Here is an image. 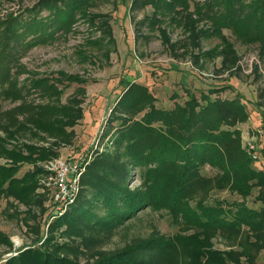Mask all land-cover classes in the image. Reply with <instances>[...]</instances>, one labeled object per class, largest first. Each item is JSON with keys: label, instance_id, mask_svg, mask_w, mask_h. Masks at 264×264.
I'll use <instances>...</instances> for the list:
<instances>
[{"label": "rangeland", "instance_id": "obj_1", "mask_svg": "<svg viewBox=\"0 0 264 264\" xmlns=\"http://www.w3.org/2000/svg\"><path fill=\"white\" fill-rule=\"evenodd\" d=\"M39 1L0 0V19L7 20L13 14L24 23L33 18L39 20L58 14L55 12L61 2L36 6ZM168 1L172 2L84 0L76 10L75 21L68 28L54 25L39 37L35 34L33 38L9 41V50L5 49L8 57L0 64V70L10 69L13 76L12 83L8 85L0 75V137L4 139L0 149L27 153L26 146H34L57 154L45 160L19 161L17 176L35 169L39 173L36 179L27 177L25 180L26 184L34 182V187L26 191L18 188L0 198V234L11 240L0 242V264H6L9 258L17 256L24 248L45 245L50 238H53L51 243L62 246L61 255L78 264L93 263V251L113 253L152 236L192 234L197 228L192 222V210L199 202L214 206L219 201L225 202L222 204L224 210H235L245 205L260 213L253 219V225L244 224L239 230L217 231L211 239L213 248L227 251L230 258L239 257L245 264L249 256L254 257L257 264H264V216H261L264 203L257 197L259 187H254L249 195L243 197L232 190L229 174L210 163L201 167L203 179L196 183L191 198H186L177 212L160 205L146 207L114 228L57 223L52 228L55 220L74 210L79 204L78 199L91 196L92 187H84L82 178L95 157L124 153V147L118 148L112 143L120 122L115 119L117 116L132 121L142 120L153 105L171 109L177 103H184L189 93L195 94L201 101L202 94L210 92L211 98H235L245 104L248 117L237 121L233 128L238 129L240 148L253 160V168L264 170V42L253 39L249 32L239 27L223 28L219 32L209 29L213 32L201 35L196 46L186 23H192L189 12L198 17L195 8L205 0L178 1L172 8ZM212 23L210 18H206L200 20L198 26L211 28ZM2 38L0 31V41ZM29 40L36 42L27 45ZM4 43L8 42L4 40ZM188 60L194 66L187 64ZM175 65L179 71L193 76V81L181 82L177 72L166 76V71ZM60 72L80 74L86 81H61L64 76H60ZM208 72L214 73V76L206 75ZM45 76H51L52 81L59 80L58 86L64 87L59 100L55 96L50 97L45 86L41 89L33 87L35 79ZM130 87L132 94L142 99L126 115L121 111H125L129 104L124 93ZM6 88H18L22 98L14 99L12 95L5 94ZM72 98L83 109L84 117L67 128L69 140L36 129L34 133L27 130L14 136L7 133L6 130L15 133L14 127L7 129L11 124L7 123L8 112L20 104L27 107L26 100L32 105L38 102L67 104ZM129 102L134 104L136 99ZM32 110L25 109L26 114ZM17 115L22 121L23 114L18 111ZM52 116L62 118L60 114L53 113ZM4 123L6 130L2 127ZM154 123L155 127L159 125L157 121ZM224 128L231 129V126L224 125ZM253 141L259 148L255 152L249 145ZM256 154L257 158L254 157ZM57 158H76L85 166L73 202L55 201L54 187L46 184L51 171L45 164ZM11 164H14L13 159L0 156V165ZM135 167H131L132 175L127 186L131 190L144 189L147 185L140 179L139 168ZM97 211L100 213L103 210L97 208ZM76 229L85 233L87 245L73 234ZM74 244L79 245L77 250ZM228 261L229 264H236L230 259Z\"/></svg>", "mask_w": 264, "mask_h": 264}, {"label": "trees", "instance_id": "obj_2", "mask_svg": "<svg viewBox=\"0 0 264 264\" xmlns=\"http://www.w3.org/2000/svg\"><path fill=\"white\" fill-rule=\"evenodd\" d=\"M83 1L70 0L65 3L66 0H40L36 6L61 2L55 12L58 14L42 17L39 20L33 18L24 23L19 22L18 15L13 14L7 20L0 19V31L4 37L0 41V64L8 57L9 53L5 52L7 51L5 49H8L9 41L18 42L35 34L39 37L54 25L58 28H68L75 21L76 10ZM143 1L158 4L162 0ZM178 1L186 2V0H172V2L168 1L169 6L176 7ZM200 2L203 5L200 3L195 8L198 17H193V13L189 12L192 23H186L192 33L190 38L196 46L199 45L198 40L201 35L213 32L209 29L219 32L223 28L238 29L239 27L249 32L253 39L264 42V0ZM206 18L213 21V26L200 28L199 21ZM222 35L224 36L223 33ZM4 40L8 43H4ZM34 42L36 40H29L27 45ZM11 74L10 69L0 70L1 78L6 80L8 85L9 82L12 83ZM59 74L64 76L61 81L65 80L68 83L86 81L80 74L64 72ZM54 81L51 76L37 78L33 82V87L41 89L45 86L50 97L55 96V99L59 100L64 93V87L58 86L59 80ZM132 93L131 87L124 93L128 96L129 104L124 108L125 111H121L122 114L128 115L130 109L142 99ZM5 94L12 95L14 99L22 98L18 88L8 89ZM201 98L203 101L195 94L189 93V98L184 103H177L171 109L157 108L153 105L146 111L142 120L132 121L117 116L115 119L120 122L116 126L117 135L112 143L118 148L124 147V153L101 154L95 157L82 178L84 187L86 185L92 187L91 196L78 199L79 204L74 210L55 220L52 228L56 223L114 228L122 225L127 218L138 211L160 205L177 212L182 208L184 200L191 198L196 183L203 179L200 170L206 163L216 165L229 174L232 190L243 197L249 195L254 187H259L257 197L264 203V170L253 168V160L240 148L239 131L233 128L237 121L248 117L245 104L235 98H211L210 92L202 94ZM135 99L136 103L129 102ZM75 101L72 98L67 104L38 102L32 105L26 100L27 107L20 104L8 112L7 123L11 124L7 129L14 127L15 133L6 130L5 123L2 127L9 136L27 130L34 133L36 129L69 140L70 132H67V128L74 126L84 117L83 109L77 102L74 103ZM25 109L33 110L26 114ZM18 111L23 114L22 121L18 118ZM53 113L60 114L62 118L53 117ZM155 121L159 122L157 127L154 125ZM224 125H230L231 129H225ZM2 141L4 139L0 137V143ZM26 149L27 153L0 149V156L5 155L14 161L11 165H0V198L7 193L17 191L18 188L26 191L34 187V182L26 184L25 180L27 177L36 179L39 170L27 171L19 177L17 176L20 170L19 161L45 160L57 154L34 146H26ZM121 155L124 156L123 159ZM134 166L139 168L140 179L147 185L144 189L131 190L127 186V181L132 175L131 167ZM224 203L219 201L214 206H207L199 202L192 210V222L197 226L192 234L177 233L173 237L152 236L113 253L93 251L91 256L94 257V262L84 264H229V259L236 264H245L239 257L230 258L227 251L214 249L211 239L217 231L239 230L244 224L253 225V219L260 211L245 205L235 210H224L222 205ZM97 208L103 210L101 214L98 213ZM261 216H264V210ZM73 234L87 245L85 233L76 229ZM1 235L0 242H11ZM52 239H48L43 246H29L22 249L17 256L9 258L6 264H78L73 259L61 255L62 246L51 243ZM74 247L77 250L79 245L74 244ZM253 258L249 256L247 264H257Z\"/></svg>", "mask_w": 264, "mask_h": 264}, {"label": "built area", "instance_id": "obj_3", "mask_svg": "<svg viewBox=\"0 0 264 264\" xmlns=\"http://www.w3.org/2000/svg\"><path fill=\"white\" fill-rule=\"evenodd\" d=\"M187 64L194 66L192 61H186ZM206 75L214 76V73H206ZM251 151L255 152L258 150L257 142L253 141L249 143ZM257 158V154L254 156ZM45 167L51 171V177L46 182L50 187H54V199L55 201H74V196L78 184L80 182V177L85 169V166L81 164V161L78 159H52L49 160ZM61 208V207H60ZM66 209V208H65ZM57 212V211H56ZM59 214V213H58ZM54 217L56 214H53ZM61 216V215H60Z\"/></svg>", "mask_w": 264, "mask_h": 264}, {"label": "crops", "instance_id": "obj_4", "mask_svg": "<svg viewBox=\"0 0 264 264\" xmlns=\"http://www.w3.org/2000/svg\"><path fill=\"white\" fill-rule=\"evenodd\" d=\"M178 65V64H177ZM171 66L170 70L166 71V76H170L173 72H177V76L179 77L180 81L183 83H191L193 80V76H190L187 72L179 71V67ZM169 79L167 77L166 83H168ZM167 85V84H166Z\"/></svg>", "mask_w": 264, "mask_h": 264}, {"label": "bare ground", "instance_id": "obj_5", "mask_svg": "<svg viewBox=\"0 0 264 264\" xmlns=\"http://www.w3.org/2000/svg\"><path fill=\"white\" fill-rule=\"evenodd\" d=\"M19 239V238H18ZM18 239H17V241H18Z\"/></svg>", "mask_w": 264, "mask_h": 264}]
</instances>
